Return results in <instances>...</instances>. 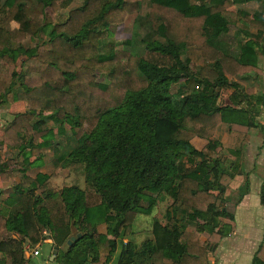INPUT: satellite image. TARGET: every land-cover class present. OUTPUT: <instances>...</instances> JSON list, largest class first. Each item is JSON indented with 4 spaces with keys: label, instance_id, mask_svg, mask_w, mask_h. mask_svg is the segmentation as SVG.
Returning a JSON list of instances; mask_svg holds the SVG:
<instances>
[{
    "label": "trees",
    "instance_id": "trees-1",
    "mask_svg": "<svg viewBox=\"0 0 264 264\" xmlns=\"http://www.w3.org/2000/svg\"><path fill=\"white\" fill-rule=\"evenodd\" d=\"M254 3L261 8L251 13L245 6ZM130 15L131 37L112 40ZM231 26L236 56L223 40ZM0 66V108L27 105L0 120V264H29L26 247L46 241L60 264L116 256L120 264L143 253L141 264H210L235 234L229 204L236 208L251 184L245 140L264 132V86H255L264 78V1L0 0ZM222 91L232 92L231 105L215 104ZM224 127L238 139L231 148L213 139ZM196 138L207 145L197 149ZM47 153L56 173L82 167L85 188L57 190L51 175L32 177ZM164 192L173 198L167 224L155 222L153 239L140 245L125 243ZM252 264H264V235Z\"/></svg>",
    "mask_w": 264,
    "mask_h": 264
},
{
    "label": "rangeland",
    "instance_id": "rangeland-1",
    "mask_svg": "<svg viewBox=\"0 0 264 264\" xmlns=\"http://www.w3.org/2000/svg\"><path fill=\"white\" fill-rule=\"evenodd\" d=\"M245 7L248 11H251V13H253L254 10L256 9L255 8L256 3L246 5ZM134 19H135V15H130L127 18V20L125 21V23L112 27L111 39L115 40L117 42H121V41H125V40L129 39L131 37L132 31H133ZM237 29H238V27L231 26L230 33L223 38L224 43L226 45L225 49L229 53H231L232 55H235V56L239 52V46L237 45V38L235 37V32L237 31ZM43 39L44 38H42V40ZM30 45L35 46L36 42H31ZM193 60L198 61L197 55L193 57ZM24 61H25V57H21L19 59L18 71H22V72L27 71V67L24 64ZM1 69H2V66H0V70ZM261 79L264 80V78H261ZM237 80L243 86H245V87L247 86L246 82H244L238 78H237ZM257 82H259V81H257ZM255 86L258 88L259 87L258 83H255ZM259 92H260V90H259ZM231 93H232L231 91H222L221 96L215 102V104L217 106L231 105V101H230ZM21 103L24 105L23 110H20L17 108L15 109L14 107L12 108V105L9 107L0 108V120L2 121V124H4V125L7 124L13 118V116L15 114L23 113L26 111V107H27L26 103L25 102H21ZM259 122H260V125L262 127H264V115L259 118ZM0 134H2L1 131H0ZM235 137L236 136L231 134L229 127H224L223 129H220L218 134L213 139H214V141L221 142L226 149V148L233 147L234 142L237 143L238 139L235 140ZM207 143H208V141H206L204 139L196 138L193 140V145L199 150L203 149L207 145ZM245 143L247 145V148L245 149V159H244L246 170H248L250 172H255V173L259 174L258 176L263 178L264 177V165H262L261 167L258 166L256 168H254L253 159L255 157V154L261 150V147L264 144V132L261 131L260 129H252L250 131L249 136L245 140ZM248 146H250L249 150H248ZM40 153H41L40 151H35V155L33 156L32 159L38 158ZM44 157L45 158L43 160L45 162V167L31 170L29 172V174L32 177H35L38 173H46V174L51 175V182L54 184V186L56 187L57 190L63 189L65 187L74 186V185H77V186L81 187L82 189L85 188L86 184H85V178H84V173H83L82 167L81 168L79 167V168H70V169H60L61 171L56 173L55 172L56 169L54 168V166L52 164V160H53L52 154L47 153V154H45ZM226 159L227 158H225L224 160L226 161ZM13 169H16V168L13 167ZM14 171L15 170H13L11 172V176L16 181H19L20 176H16L17 174ZM244 178L245 177L242 176L241 180L232 182V184H231L232 187L230 186L231 190L229 188V191H230L229 193L232 197L236 196V194L238 192V185L243 184V182H240V181H242ZM172 202H173L172 196H170L168 193L164 192L159 197L158 202H157L152 214H150V215H145V214L138 215L139 217L137 219V222H134V224L136 223L135 226L133 225V227H134L133 231L135 230V233H136L135 236L136 237L132 238L131 237L132 235H131L130 237H128V239H130L132 241H137V245H140V244H142V242H140V241H145V240H148L149 238H152V233H151L152 229L150 230V228L152 227L154 222H161L162 221L164 224H167L166 214H167V211L170 208ZM229 208H230V210H234V208H235L234 204H229ZM253 211H255V209H253ZM249 215H251V213H249ZM243 220H244V218H242V222H243ZM237 223H240L239 212H237ZM238 237H239L238 235L235 236V238H233V241H234V239L236 241H239L240 238L238 239ZM128 239H126L125 241H127ZM41 250H42V255L40 257L30 258L29 264H60V263L52 260V257H50V248H48V246L47 247L43 246ZM30 252H32V251H30ZM216 264H217V262H216ZM243 264H245V263H243Z\"/></svg>",
    "mask_w": 264,
    "mask_h": 264
},
{
    "label": "crops",
    "instance_id": "crops-1",
    "mask_svg": "<svg viewBox=\"0 0 264 264\" xmlns=\"http://www.w3.org/2000/svg\"><path fill=\"white\" fill-rule=\"evenodd\" d=\"M255 8L256 9L254 10V12L259 11L261 8L260 4H256ZM258 85L264 86V80L263 79L260 80L258 82ZM263 92H264V88H261L260 93H263ZM13 107L15 109L17 108L20 110L24 109V105L21 102L13 104L12 108ZM263 115H264V110L262 112V116ZM249 148L250 146H248V150ZM253 163H254V168L258 166L261 167L262 165H264V147L255 154ZM246 171L248 173H251L249 176L250 183H251L250 192L248 195L245 196L243 201L234 209L236 218H237V212H239L240 223H238V228L235 234L229 238L224 239L219 245V247L213 253L210 254L209 256L210 264H214V263L216 264V262L217 264H243V263L252 264L254 255L257 252L262 242L263 235H264V206L261 205L260 195H261L262 184L264 182V177L262 178L258 176L259 174L255 172H250L248 170ZM241 178L242 177H236L234 181L241 180ZM244 180L245 178L240 182H244ZM241 185L242 184H239L238 188ZM253 209H255V211H253ZM249 213H251V215H249ZM242 218H244L243 222H242ZM137 219L135 222H137ZM160 223L164 224L162 221ZM153 225L150 228V230L153 228ZM105 231H106V226H101L100 232L104 233ZM135 234L136 233L134 230V234L131 237L135 238L136 237ZM237 235L239 236L238 239L240 238L239 241H236L235 239L233 241V238H235V236ZM150 239H153V234H152V238H149L148 240ZM145 241H140V242L143 243ZM129 242L133 244H137V241H132L130 239L125 241V243H129ZM44 246L46 247L48 246V248H50V257H52L55 249H53L51 241H46ZM41 249L42 247L31 249L30 247L27 246L26 252H25L26 258L30 259L32 257H40L42 255ZM35 250H38L40 252L39 256L33 255V252ZM0 257H1V254H0ZM117 262H118V256L114 258L111 264H117ZM148 262H149V254L143 253L136 257H129L127 255H123L121 258L120 264H141V263H148Z\"/></svg>",
    "mask_w": 264,
    "mask_h": 264
},
{
    "label": "water",
    "instance_id": "water-1",
    "mask_svg": "<svg viewBox=\"0 0 264 264\" xmlns=\"http://www.w3.org/2000/svg\"><path fill=\"white\" fill-rule=\"evenodd\" d=\"M82 237V235H78V238H81ZM76 241V238L75 237H72L71 238V240L68 242V244L69 245H71V244H73V242H75ZM57 255H58V250L57 249H55L54 250V252H53V255H52V260L54 261V259L57 257Z\"/></svg>",
    "mask_w": 264,
    "mask_h": 264
},
{
    "label": "built area",
    "instance_id": "built-area-1",
    "mask_svg": "<svg viewBox=\"0 0 264 264\" xmlns=\"http://www.w3.org/2000/svg\"><path fill=\"white\" fill-rule=\"evenodd\" d=\"M33 255H34V256H39V255H40V252H39L38 250H35V251L33 252Z\"/></svg>",
    "mask_w": 264,
    "mask_h": 264
}]
</instances>
